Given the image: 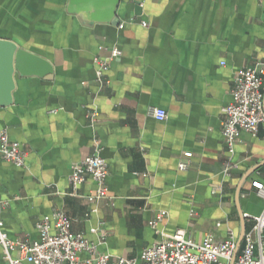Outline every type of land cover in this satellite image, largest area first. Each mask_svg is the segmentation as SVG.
Instances as JSON below:
<instances>
[{"label":"crops","instance_id":"1","mask_svg":"<svg viewBox=\"0 0 264 264\" xmlns=\"http://www.w3.org/2000/svg\"><path fill=\"white\" fill-rule=\"evenodd\" d=\"M67 2L0 0V39L53 67L51 80L15 74L11 104L0 106V131L26 154L21 168L0 159L8 238L37 242L38 222L60 210L73 234L112 261L139 259L179 230L194 242L228 232L238 239L248 227L243 215L264 209L251 187L264 184V165L250 173L264 164V126L239 132L229 149L222 110L235 74L264 64V0H119L118 26H84ZM113 49L120 55L100 83L95 61ZM261 91L264 102V76ZM153 110L166 119L155 120ZM91 155L108 171L107 198L96 203L87 200L96 190L91 179L75 195L68 181ZM0 264H7L1 249Z\"/></svg>","mask_w":264,"mask_h":264},{"label":"built area","instance_id":"2","mask_svg":"<svg viewBox=\"0 0 264 264\" xmlns=\"http://www.w3.org/2000/svg\"><path fill=\"white\" fill-rule=\"evenodd\" d=\"M145 26V24H142ZM117 49L111 51L109 60H96L97 80L102 82L103 72L109 61L118 58ZM264 64L239 70L233 79L231 89L232 102L222 110L221 135L225 145L231 149L239 132L256 133L264 126V102L261 91ZM157 121L166 119L161 110L151 111ZM26 154L11 143L5 131H0V159L14 167L21 168L25 164ZM179 168L184 170L185 164ZM232 165L227 164L223 175L228 178ZM107 163L96 155L83 159L72 168L69 184L72 194L87 178L96 186L94 194L87 198L96 203L107 198ZM251 187L264 202V184L252 181ZM213 192L221 193V188ZM4 204L0 202V212ZM165 216L158 214L149 222L152 229ZM248 227L233 264H264V209L258 216L243 215ZM0 220V249L7 264H230L236 250L237 239L228 232L224 240L218 241L212 235H206L202 241L194 242L184 231H176L172 235L163 236L151 246L145 248L139 259L118 258L111 260L107 255L98 254L95 245L89 243L81 235L70 230L71 221L63 211H54L43 217L37 224L39 240L32 244L11 241L2 229ZM17 256L14 257L13 254Z\"/></svg>","mask_w":264,"mask_h":264},{"label":"water","instance_id":"3","mask_svg":"<svg viewBox=\"0 0 264 264\" xmlns=\"http://www.w3.org/2000/svg\"><path fill=\"white\" fill-rule=\"evenodd\" d=\"M119 0H68L66 12L75 16L84 26L94 24H106L118 26ZM134 15H139L141 9L139 3L134 2ZM17 74L20 77H39L51 80L53 74L52 64L39 55L19 48L9 40L0 39V106L11 104V92L14 87L13 78ZM259 165L250 173L258 170ZM246 175L243 181L250 175ZM243 218V217H242ZM244 221V218H243ZM245 233L243 227L240 237L237 239L236 250L230 264H233Z\"/></svg>","mask_w":264,"mask_h":264}]
</instances>
